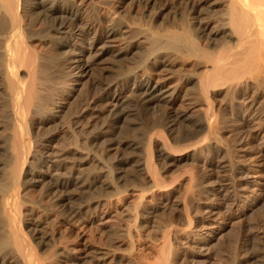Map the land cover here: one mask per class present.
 <instances>
[{
  "label": "rangeland",
  "instance_id": "obj_1",
  "mask_svg": "<svg viewBox=\"0 0 264 264\" xmlns=\"http://www.w3.org/2000/svg\"><path fill=\"white\" fill-rule=\"evenodd\" d=\"M216 1L215 7L203 9L213 19L224 12L222 0ZM98 2L125 26L108 40L107 52L92 61L79 82L66 76L71 61L51 49L47 36L56 24L53 17L43 21L39 16L34 22L33 48L44 59L48 75L44 92L54 94L67 83L73 86L71 95L62 94L67 104L57 118L36 126V145L45 159L38 171L46 178L35 180L24 192L32 207L28 219L39 237L53 229L52 241L41 252L43 260L159 264L158 251L168 237L169 264H264V94H249L251 103L247 96L235 95L234 114L229 99L220 93L217 100L224 112L216 133L199 132L191 124L201 120L205 107L194 82L202 70L194 71L193 58L184 57L186 61L172 51H145L163 44L162 35L175 29L177 19L187 20L189 0ZM5 25L0 24V58L11 36ZM145 29L150 32L146 41ZM153 33L162 37L153 38ZM216 45L217 51L223 48ZM52 53L57 57L51 58ZM145 76L163 91L153 98L137 91ZM173 112L181 118L176 120ZM12 119L0 89V141L11 135ZM162 134L171 139L175 152L168 151L156 166L159 187L143 171V154L151 138L161 145ZM88 138L94 152L87 158L81 146ZM7 163L0 151V206L11 195ZM71 169L83 173L81 184L61 186ZM99 174L104 176L92 185ZM6 233L0 217L1 252Z\"/></svg>",
  "mask_w": 264,
  "mask_h": 264
},
{
  "label": "bare ground",
  "instance_id": "obj_2",
  "mask_svg": "<svg viewBox=\"0 0 264 264\" xmlns=\"http://www.w3.org/2000/svg\"><path fill=\"white\" fill-rule=\"evenodd\" d=\"M212 1L189 0L187 20L177 19L175 29L162 35L165 41L157 49L156 46L144 49L148 54L172 51L177 56L195 60L194 71L202 70L194 81L196 92L205 107L201 120L191 126L208 136L216 133L224 112L217 100L220 93L229 99L234 114L238 112L234 105L235 95L244 98L247 96L246 99L250 102L252 96H248L249 94L253 98L264 94V0H222L223 15L214 19L208 15L210 12H206V17V10H203H208L212 5L215 7L216 3ZM98 3V0H0V24H6L11 33L0 58V89L5 92L14 124L11 135L0 141V151L8 158L6 174L11 182L8 185L11 195L0 206L1 221L7 228V235L1 244L5 248V251H0L1 264H49L43 260L41 252L54 236L52 229L49 232L51 234L44 233L39 237L34 223L28 219L32 210L29 208L32 207L28 208L24 192L35 180L46 178L38 171L45 159L39 154L36 145V126L45 119L57 118L67 104L66 96L62 97V94L71 95L73 86L67 83L54 94L44 92L43 86L48 75L44 59L33 48L34 22L39 16L43 17V21L53 17L56 24L48 32L47 39L54 52L60 50L71 61V67L66 73L68 79L79 82V79L87 76L92 61L107 52L108 40L120 33L125 26L115 12ZM149 33L148 29L143 30V39ZM151 36L162 37L156 33ZM214 43L222 44L223 48L217 51L220 46L217 48L216 45V50H213ZM50 56L57 57L55 53ZM145 77L138 81L137 91L152 98L163 91L164 87L154 82L151 76ZM167 100L171 101L170 98ZM173 117L176 120L181 118L177 112H173ZM158 136L161 145L152 138L147 143L143 154V171L147 178L152 176V179L149 177L152 183L161 187L159 167L156 166L160 165L163 155L174 149L170 138L165 134ZM93 144V140L88 138L81 146L87 152V158L94 152V148H90ZM49 153L51 154L50 151ZM49 153L46 157L51 158ZM97 165L94 167L96 170ZM47 168L53 169V166L48 165ZM68 175L67 179L60 182L61 186L76 187L81 184L82 172L71 169ZM109 175H112L111 172ZM102 176L104 174L93 177L92 185L97 184ZM169 241L166 237L158 251L159 264H169Z\"/></svg>",
  "mask_w": 264,
  "mask_h": 264
}]
</instances>
